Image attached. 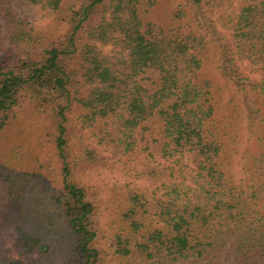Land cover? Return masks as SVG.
Segmentation results:
<instances>
[{
  "label": "trees",
  "instance_id": "1",
  "mask_svg": "<svg viewBox=\"0 0 264 264\" xmlns=\"http://www.w3.org/2000/svg\"><path fill=\"white\" fill-rule=\"evenodd\" d=\"M0 181V264H264V0H0Z\"/></svg>",
  "mask_w": 264,
  "mask_h": 264
},
{
  "label": "rangeland",
  "instance_id": "2",
  "mask_svg": "<svg viewBox=\"0 0 264 264\" xmlns=\"http://www.w3.org/2000/svg\"><path fill=\"white\" fill-rule=\"evenodd\" d=\"M21 17L26 20L28 23H31L35 26V29L38 32L52 33L51 36L58 38L64 35L66 31V26L61 23H55V19L49 18L44 15V13H40L38 11L33 12H22ZM8 60L18 61L19 56H6ZM35 144V143H33ZM32 150H36V153L42 154V158H46L47 156H51L50 148L47 146V148H38V145H33L31 148ZM30 149V150H31ZM105 172L102 174V176H106ZM108 179V178H107ZM116 179V178H115ZM139 184H142V182H138ZM145 186V184H143ZM11 204L7 198L6 192L4 188L2 187V181H0V259L1 260H8L10 258L16 257V252L13 248V228L14 227V216L11 210ZM105 215H102L99 218V223L102 226L104 222ZM59 261V260H57Z\"/></svg>",
  "mask_w": 264,
  "mask_h": 264
}]
</instances>
